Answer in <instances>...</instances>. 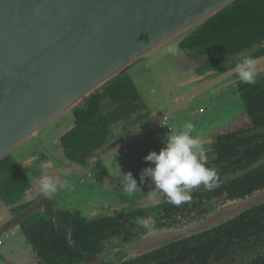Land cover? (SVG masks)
I'll use <instances>...</instances> for the list:
<instances>
[{
    "label": "flooded vegetation",
    "instance_id": "flooded-vegetation-1",
    "mask_svg": "<svg viewBox=\"0 0 264 264\" xmlns=\"http://www.w3.org/2000/svg\"><path fill=\"white\" fill-rule=\"evenodd\" d=\"M257 27L264 33V25L251 27L249 36L255 38L250 41L253 45L264 38L254 32ZM197 35L182 38L175 47L168 46L150 58L135 60L76 102L70 119L65 121L57 135H54L58 128V123H55L39 139L17 148L0 161V227L18 213L35 207L28 217L0 234V264H83L84 253L72 244L88 254L100 256L115 243L128 245L149 234L135 222L138 217L154 220L155 231L181 226L199 220L231 201L250 196L264 186V94L260 96L258 92L262 91L257 87L240 82L235 73L228 78L233 80L227 89L218 96L235 93L244 111L236 113L223 127L209 131L205 136L203 133L196 135L204 146L207 166L217 171L219 186L214 190L208 191L200 186L191 192V203L176 207L167 202L164 194L155 190L151 179L145 177L144 182H140V172L151 163L143 157L149 150L159 151L163 147L162 137L167 132L183 127L179 122L173 123V115L161 120L154 130L137 141L114 150L117 144L155 119L157 104L152 106L145 101V93L140 90V87L151 86L149 90L153 93L160 91L158 85L153 86L159 75L152 72V65L170 60L173 63L172 71L168 73L171 77L179 79L183 74L192 79L191 84H202L217 78L222 72L233 71L235 64L244 57L224 66L218 62L252 45L237 49V39H234L232 47L223 46L221 40L215 44L202 43L200 47L192 44L194 40H204V36ZM169 47L174 49V53L168 51ZM248 55L255 58L264 56V46ZM260 73L258 81L264 79V71ZM97 93H103V98L94 99ZM217 97L213 99L212 110H217L223 100ZM167 100H160V109L167 108ZM229 102V108L235 106L232 105L233 99ZM80 109L91 117L88 120L81 117ZM193 112L192 120L203 114L205 109L197 107ZM182 121L184 124L188 118ZM192 123L196 126L194 120ZM46 143L50 144L49 147ZM129 147L139 153L126 155ZM96 161H100L99 165L86 174L87 178L79 180L81 184L88 182L95 186L94 190L101 195L96 205L89 204L88 200L74 203L79 200L78 196L71 194V191H77V180L68 184L66 190L45 198L35 188L48 168H87ZM120 171H130L137 181L139 190L131 196L123 192ZM33 185L35 190L28 192ZM38 192L40 199L34 197ZM113 196L116 197L114 201L122 204L107 200ZM109 204L120 209L101 210L108 208L106 205ZM249 211L252 212L246 211L228 224L234 228H252L253 215L264 210L254 207ZM54 219L62 229L64 227L67 235L58 231ZM197 244L201 242H197L195 237L178 239L125 261L109 256L100 264H188L189 256L185 251ZM212 261L217 262L215 256Z\"/></svg>",
    "mask_w": 264,
    "mask_h": 264
},
{
    "label": "water",
    "instance_id": "water-1",
    "mask_svg": "<svg viewBox=\"0 0 264 264\" xmlns=\"http://www.w3.org/2000/svg\"><path fill=\"white\" fill-rule=\"evenodd\" d=\"M235 1L0 0V161L55 123L59 129L64 126L72 106L117 72L184 38ZM262 46L264 39L218 64H232ZM256 59L258 70L263 72L264 56ZM232 73L234 70L222 72L202 84H191L192 79L183 74L179 79L169 74L159 75L153 86L158 85L160 91L145 92V101L157 102L155 119L117 144L114 150L142 138L161 120L187 107L194 99L207 97ZM165 98L167 108L160 109V100ZM100 161L87 168H48L43 175L53 177L58 183L71 184L86 176ZM35 188L40 191L39 183ZM34 190L33 185L28 192ZM41 196L39 193L34 197ZM263 202L264 188H261L199 220L153 231L122 248L129 252L128 259L136 257L211 229ZM106 207L101 210L120 209L112 204ZM34 210L35 207L26 209L4 222L0 234ZM54 222L58 231L67 235L58 220ZM71 246L84 253L83 264H100L112 252L108 249L94 256Z\"/></svg>",
    "mask_w": 264,
    "mask_h": 264
},
{
    "label": "clouds",
    "instance_id": "clouds-1",
    "mask_svg": "<svg viewBox=\"0 0 264 264\" xmlns=\"http://www.w3.org/2000/svg\"><path fill=\"white\" fill-rule=\"evenodd\" d=\"M174 53V49L169 48ZM257 59L245 55L233 68L239 81L249 85H255L261 75L257 68ZM195 125L188 121L181 129L167 132L163 137V147L159 151L149 150L143 157L150 166L140 172V182L145 177L154 182L157 192L167 197V202L179 207L182 204L191 203V192L200 186L212 191L218 187L217 171L208 167L205 149L201 139L193 135ZM121 172V171H120ZM123 192L131 196L139 187L136 179L130 171L121 172ZM69 187L67 183H58L53 177L42 175L39 178V190L45 196L55 195ZM138 225L148 233L155 231V221L143 217L136 218Z\"/></svg>",
    "mask_w": 264,
    "mask_h": 264
},
{
    "label": "trees",
    "instance_id": "trees-1",
    "mask_svg": "<svg viewBox=\"0 0 264 264\" xmlns=\"http://www.w3.org/2000/svg\"><path fill=\"white\" fill-rule=\"evenodd\" d=\"M256 25H264V0H237L216 13L202 26L196 28L184 38L199 34L197 36H204V40H194L193 45L202 47V43L215 44L221 40L223 46H231L234 39H237V44H239L240 40L249 36L252 33L251 27ZM258 31L259 28L257 27L254 32ZM236 47L239 49L241 46L236 45ZM249 47L251 46L249 45ZM254 86L257 87L258 91H262L258 94L263 96L264 79L257 81ZM100 98H103V93L94 94V99L100 100ZM80 111L83 114H78L81 117L84 116L86 120L91 117L83 109H80ZM254 207L264 210V202ZM249 210L247 212L251 213L252 211ZM243 213H246V211ZM232 219L197 233V236H194L195 234L188 236L191 239L195 237L197 242H201V244L191 247L190 251H185L189 256L188 264H264V212L259 211L253 215L254 225L248 230L245 227L234 228L229 225L228 222ZM214 256L215 261H217H214L215 263L212 261Z\"/></svg>",
    "mask_w": 264,
    "mask_h": 264
},
{
    "label": "rangeland",
    "instance_id": "rangeland-1",
    "mask_svg": "<svg viewBox=\"0 0 264 264\" xmlns=\"http://www.w3.org/2000/svg\"><path fill=\"white\" fill-rule=\"evenodd\" d=\"M258 33L261 36H264V33L262 31L256 32L257 35H259ZM253 38L254 37L246 36L243 38V40H240V42H239V44H237V46L240 47V46H243L245 44H252L253 42L250 43V40H252ZM178 41H176L175 43H171L168 46L175 47ZM168 46H166V47H168ZM166 47H164L163 49L164 50L167 49ZM171 47H169V48H171ZM151 56H149L148 58H150ZM172 65H173L172 61L165 60L160 65H157V66L152 65L151 70L154 74L165 76V75H168V73L172 71V67H173ZM177 72L179 73L180 71H177ZM182 72L187 73L184 71H182ZM232 80H233L232 78L225 80L224 82L221 83V85L215 86L213 93L209 94L207 97L196 98L187 107L176 112L171 118L173 123L179 122L180 126H183V124H181V122H183L182 121L183 119L188 118V121H190V122H192L194 120L195 124H196V126H195L196 132L193 135H201L203 133L204 136H205V133H207L209 131L212 132L213 130L221 128L224 125H226L227 123H229L233 119V117L236 113H238V112L242 113L244 111V107L240 103L238 95H235V93H233L231 95V93L228 92L227 94H223L222 96H218L222 90L227 89V87L229 86L228 83H230V81H232ZM135 83L137 84L136 81H135ZM149 89H150V87H145V88L140 87V90L143 91L144 93L146 91H148ZM216 97L218 100L223 99L226 101L223 102V100H221L220 101L221 104L218 105L217 110L215 108H213V110H212V107L214 106V105H212L213 99H215ZM229 99H233L232 105L233 106L235 105V106L232 108H229V103H230ZM150 100H153V98ZM237 102H238V104H236ZM156 104H157V102H154V103H151L150 105H156ZM197 107H203L205 109V112L203 114L196 116V117H193V120H192L191 116L194 115L193 111ZM67 117H68L67 119L69 120L70 117L69 116H67ZM172 121H170V122L172 123ZM63 127L64 126H61L60 129H62ZM166 128H167V125H165V129ZM181 128L182 127H179L178 129H181ZM48 130H49V128L46 129L45 131L41 132L39 134L38 138L33 139L32 141L28 142V144H31L34 141H36L37 139H39L42 135L47 133ZM60 131L61 130H59V128H57V131L54 132V135H57ZM204 144H205V142H204ZM49 145H50L49 143H46L47 147H49ZM137 153H139V151L133 147L132 148H130V147L126 148V155L127 154L135 155ZM85 177L86 176H84L83 179H85ZM79 180L80 179H77V182H75L77 191H75V190L71 191V194H73V197L76 195L79 198V200L75 201L74 203L76 204L77 202H81L83 200H88L89 204H92V205L98 204L99 198H101V195H99L94 190L95 186L91 185L88 182L81 184ZM112 195H114V194H112ZM107 200L111 203L122 204V202H120V201H114V200H116L115 196L110 197ZM69 206L70 207L73 206V203L70 204ZM111 250H112V252L107 257L111 256L112 258H115L117 261H125L128 259L129 252L124 250L120 243L113 244L111 247Z\"/></svg>",
    "mask_w": 264,
    "mask_h": 264
},
{
    "label": "crops",
    "instance_id": "crops-1",
    "mask_svg": "<svg viewBox=\"0 0 264 264\" xmlns=\"http://www.w3.org/2000/svg\"><path fill=\"white\" fill-rule=\"evenodd\" d=\"M153 85H155V84H153ZM158 111V110H157Z\"/></svg>",
    "mask_w": 264,
    "mask_h": 264
}]
</instances>
